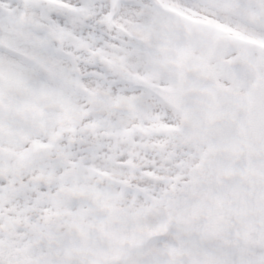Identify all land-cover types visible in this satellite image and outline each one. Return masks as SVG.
I'll return each instance as SVG.
<instances>
[{
    "label": "snow or ice",
    "instance_id": "6c2138e0",
    "mask_svg": "<svg viewBox=\"0 0 264 264\" xmlns=\"http://www.w3.org/2000/svg\"><path fill=\"white\" fill-rule=\"evenodd\" d=\"M0 264H264V0H0Z\"/></svg>",
    "mask_w": 264,
    "mask_h": 264
}]
</instances>
